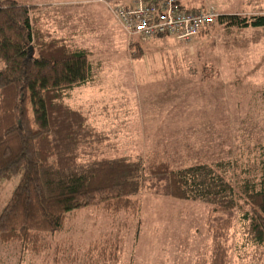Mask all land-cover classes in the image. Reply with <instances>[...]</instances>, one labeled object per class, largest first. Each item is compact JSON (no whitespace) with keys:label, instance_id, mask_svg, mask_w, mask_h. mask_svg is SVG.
<instances>
[{"label":"rangeland","instance_id":"obj_1","mask_svg":"<svg viewBox=\"0 0 264 264\" xmlns=\"http://www.w3.org/2000/svg\"><path fill=\"white\" fill-rule=\"evenodd\" d=\"M43 5L32 14L52 36L85 50L93 82L73 91L69 106L110 137L103 157L169 162L264 166V28L225 29L216 22L191 40L147 41L127 34L111 0H18ZM186 10L264 15V0H182ZM19 179L5 182L0 210ZM140 218L85 212L60 236L64 254L33 255L0 244V264H85V252L106 233H120L117 264H198L210 259L208 208L143 193ZM96 212V211H95ZM237 213L229 234L231 264H264ZM74 261H70L71 258Z\"/></svg>","mask_w":264,"mask_h":264},{"label":"trees","instance_id":"obj_2","mask_svg":"<svg viewBox=\"0 0 264 264\" xmlns=\"http://www.w3.org/2000/svg\"><path fill=\"white\" fill-rule=\"evenodd\" d=\"M37 9L0 0V191L19 179L0 210V244L33 255L52 250L58 262L65 249L60 236L82 214L140 218L139 198L150 193L208 208L212 250L198 264H231L229 234L238 212L247 238L264 251V166L222 161L174 169L169 162L103 157L109 135L66 102L93 82L89 55L45 30L42 18L32 15ZM215 22L225 29H262L264 15L222 14ZM123 243L120 233H106L87 248L85 264H117Z\"/></svg>","mask_w":264,"mask_h":264},{"label":"built area","instance_id":"obj_3","mask_svg":"<svg viewBox=\"0 0 264 264\" xmlns=\"http://www.w3.org/2000/svg\"><path fill=\"white\" fill-rule=\"evenodd\" d=\"M122 0L111 10L122 29L142 41L175 37L188 41L210 27L218 18L214 11H188L181 0Z\"/></svg>","mask_w":264,"mask_h":264},{"label":"crops","instance_id":"obj_4","mask_svg":"<svg viewBox=\"0 0 264 264\" xmlns=\"http://www.w3.org/2000/svg\"><path fill=\"white\" fill-rule=\"evenodd\" d=\"M128 2H129V0H126V5L127 6H128ZM28 5H30V4H28ZM35 6L39 7V6H43V5H35Z\"/></svg>","mask_w":264,"mask_h":264}]
</instances>
